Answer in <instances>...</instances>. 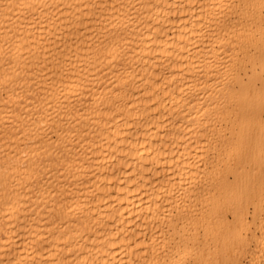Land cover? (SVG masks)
I'll use <instances>...</instances> for the list:
<instances>
[{"label": "bare ground", "instance_id": "obj_1", "mask_svg": "<svg viewBox=\"0 0 264 264\" xmlns=\"http://www.w3.org/2000/svg\"><path fill=\"white\" fill-rule=\"evenodd\" d=\"M0 264H264V0H0Z\"/></svg>", "mask_w": 264, "mask_h": 264}]
</instances>
